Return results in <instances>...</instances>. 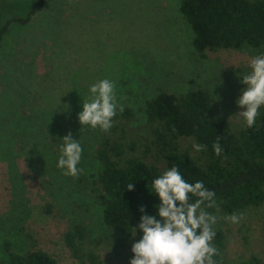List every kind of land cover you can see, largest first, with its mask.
<instances>
[{
	"label": "rangeland",
	"instance_id": "374dc122",
	"mask_svg": "<svg viewBox=\"0 0 264 264\" xmlns=\"http://www.w3.org/2000/svg\"><path fill=\"white\" fill-rule=\"evenodd\" d=\"M36 1L0 0V29L14 18H26ZM180 4L46 0L30 22L10 26L0 46L1 264L8 261L6 243L20 254L42 250L59 264H81L65 242L76 224L87 228V245L99 256L96 264H129L133 240L119 245L103 220L104 195L92 189L99 171L97 137L93 129L79 131L77 113L92 83L116 82L118 107L134 108L133 125L145 142L142 109L161 91L206 89L225 119L234 127L244 124L237 115L242 109L236 99L244 86L237 74L264 47L200 54ZM65 103L70 108L57 111ZM68 132L84 148V172L78 178L56 167L60 137ZM183 143L193 151L191 140ZM239 215L238 223L217 218L229 237L227 259L233 264L253 256L264 261V205Z\"/></svg>",
	"mask_w": 264,
	"mask_h": 264
},
{
	"label": "trees",
	"instance_id": "16d2710c",
	"mask_svg": "<svg viewBox=\"0 0 264 264\" xmlns=\"http://www.w3.org/2000/svg\"><path fill=\"white\" fill-rule=\"evenodd\" d=\"M45 3L37 0L26 18L7 21L0 29V46L13 23L30 22ZM180 12L193 30L195 49L202 55L207 50L264 47V0H181ZM142 110L148 130L146 142L145 135L133 125L136 113L129 106L118 107L108 132H92L97 137L95 156L99 163L92 189L104 195L103 220L113 229L120 246L131 240L125 227H129L128 220L133 226L138 223V206L144 204L149 213L155 211L158 199L149 193L151 182L173 164L185 179L202 180L216 194L215 207L206 210L217 218L264 205V113L253 128L244 124L234 127L219 113L213 95L201 88L184 93L161 91L147 99ZM218 136L223 148L219 156L213 151ZM187 140L205 144L207 149L193 152L183 143ZM130 183H134V190L127 189ZM220 226L218 221L214 225L215 259L218 264H233L226 256L229 237ZM87 233L84 225L76 224L66 233L65 242L81 264H96L99 256L88 247ZM5 249L6 264H59L42 250L20 254L11 250L9 243ZM241 264L264 261L253 256Z\"/></svg>",
	"mask_w": 264,
	"mask_h": 264
},
{
	"label": "clouds",
	"instance_id": "9594fccd",
	"mask_svg": "<svg viewBox=\"0 0 264 264\" xmlns=\"http://www.w3.org/2000/svg\"><path fill=\"white\" fill-rule=\"evenodd\" d=\"M237 75L242 77L239 82L244 85L236 99L237 106L242 109L237 115L247 128H253L261 115L260 109L264 108V53L252 56L247 70L242 69ZM116 90V82L108 78L89 86L88 98L81 97L77 113L80 133L85 128L103 132L112 128L118 113ZM69 108L70 104L65 103L63 107L58 106L57 111ZM60 140L56 167L63 175L78 178L84 172L80 167L84 152L82 143L79 138L74 139L71 132ZM191 149L205 151L207 145L193 142ZM213 151L218 156L223 152L219 136L213 143ZM127 189L134 190V183L128 184ZM149 193L158 199L153 205L155 211L149 213L147 206L140 204L138 223L133 226L128 220L129 227H125L130 233L128 238L133 240L129 264H218L215 259L218 249L213 244L217 217L206 210L215 207L216 194L202 180L185 179L176 164L153 178ZM225 219L238 223L241 216L232 214Z\"/></svg>",
	"mask_w": 264,
	"mask_h": 264
}]
</instances>
